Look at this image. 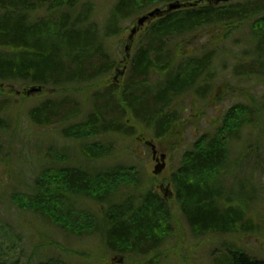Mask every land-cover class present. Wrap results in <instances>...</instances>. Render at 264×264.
<instances>
[{
	"label": "trees",
	"instance_id": "trees-1",
	"mask_svg": "<svg viewBox=\"0 0 264 264\" xmlns=\"http://www.w3.org/2000/svg\"><path fill=\"white\" fill-rule=\"evenodd\" d=\"M1 1L0 84L22 81L26 85L37 84L33 86L43 91L47 87L60 96L34 108L29 117L42 126L73 123L63 128L61 134L84 144L82 163L87 165L45 169L34 179L31 194H13L12 204L79 236L82 235L79 228L89 219L93 230L88 235L100 237L109 252L135 263L155 264L164 240L173 233L170 207L151 187H143L140 173L132 167L116 165L89 171L90 162L109 157L113 144L88 141L98 134L133 137L137 133L134 125L141 126L154 139L168 135L180 138L184 108L177 103L185 95L206 99L214 91L216 78V52L205 47L199 55L189 50L184 53L178 40L185 36L205 35L209 29L226 26L220 37L208 40L217 46L240 24L252 22L249 40L257 43V59L248 66V71L241 65L236 67V75L241 74L238 77L247 80L252 72L264 73V0L218 5L206 0H118L103 33L91 20L92 5L85 4L79 9L81 0ZM48 1L46 18L34 21L32 14L37 6ZM176 1L188 8L171 12L147 26L129 60L124 83L105 85L104 80L117 66L109 56L107 39L118 37L124 21L150 6ZM83 92L90 93L87 99L90 109L85 113L78 110L76 100ZM8 103L9 100L1 102L0 110H6ZM252 103V107L242 104L230 109L223 121L225 130L222 126L216 135L202 136L183 155L170 180L176 202L196 237L226 234L241 227L248 233L258 230L247 215V203L242 201L239 209L225 205L229 199L225 200L227 193L221 183V178L236 164L231 159L230 141L240 138L241 130L249 128L247 125L254 121V109L264 111ZM243 111L245 117L238 120ZM124 112L131 114L134 125L127 124ZM7 120L0 119V129L8 127ZM120 177L124 178V184L113 185ZM85 200L97 203L102 211L93 214L81 208V201ZM212 262L264 264L241 251L234 252L233 248L220 261L212 259ZM40 264L56 263L51 259Z\"/></svg>",
	"mask_w": 264,
	"mask_h": 264
},
{
	"label": "rangeland",
	"instance_id": "rangeland-1",
	"mask_svg": "<svg viewBox=\"0 0 264 264\" xmlns=\"http://www.w3.org/2000/svg\"><path fill=\"white\" fill-rule=\"evenodd\" d=\"M35 1L22 0L30 3ZM117 1L81 0L78 7L80 9L85 4L92 5L91 20L96 24L98 31L103 33ZM234 2L241 0H231L227 4ZM47 4H50V1L37 6L32 14L34 21L46 18ZM61 6L62 4L59 5ZM166 6L167 4L152 5L146 11L132 16L121 24L123 31L118 37L107 39L109 56L114 58L117 66L113 67V71L104 80L105 85L109 83L121 86L127 78L129 59L136 51L140 33L146 29L144 26L135 34L130 49L125 52V45L136 19L155 8L162 9ZM2 12L0 10V15ZM251 23L240 24L228 35L226 41L217 46L210 44L208 40L220 37L226 26L224 29L217 27L220 31L209 29L205 35L195 33L178 40L185 50L184 53L189 50L190 53L196 52L199 55L208 47L207 49H212L217 54L214 62L216 78L213 93L206 99L185 95L177 103H181L184 108L179 139L170 135L159 140L154 139L151 133L145 132L139 125H134L135 120L131 114L124 112L127 124L133 123L136 127L135 136L98 134L96 138L88 141L92 144H113L109 157L90 162L89 171L91 168L103 170L116 165L132 167L140 173L143 187H151L170 207L173 233L164 240V247L159 252V261H155V264H214L212 259L220 261L232 248L234 252L241 251L254 260L264 262V111L262 113L261 109H254V121L247 125L249 128L241 130L240 138L230 141L231 159L236 164L227 176L221 178L224 192L227 193L225 200L229 199L225 205L239 209L242 201L247 203V215L253 219V225L258 227L256 232L248 233L241 227L227 231L226 234L194 236L176 202L175 189L170 182L181 165L183 155L201 140L202 136L216 135L230 109H236L242 104L252 107V102L264 109V73L252 72L246 80L242 76L239 78L241 74L236 75L235 69L241 65L248 71V66L257 59V43L249 40ZM1 84L0 103L5 104L6 100H9V103L6 110H0V119L8 118V127L0 129V264H40L51 259L56 264H143L144 261L135 263L109 252L100 237L94 234L89 236L93 230L89 219L79 228L78 231L82 234L79 236L64 231L60 225L31 211L18 210L12 204L13 194H31L34 179L45 169L87 165L82 163L84 144L73 138L66 139L61 134L63 128L73 123L64 126L60 123L42 126L35 124L29 117L34 108L47 100H57L60 96L54 95L50 89L44 87L46 89L43 92L25 97L17 92L37 84L26 85L22 81ZM89 97L90 93L83 92L76 98L78 110L84 113L89 111ZM243 117L244 111L241 116L238 114V120ZM71 122L75 123L74 120ZM70 136L73 137L71 134ZM146 140L152 141L159 153L166 155L165 169L157 176L153 174L156 163L150 148L144 143ZM123 181L124 178L120 177L112 184L120 186L124 184ZM161 185L163 188H160ZM165 187L172 194L168 198L164 197ZM81 202L80 207L90 213L98 214L102 211V207L92 200Z\"/></svg>",
	"mask_w": 264,
	"mask_h": 264
},
{
	"label": "water",
	"instance_id": "water-1",
	"mask_svg": "<svg viewBox=\"0 0 264 264\" xmlns=\"http://www.w3.org/2000/svg\"><path fill=\"white\" fill-rule=\"evenodd\" d=\"M208 1L213 2L215 4H218L220 2H228L229 0H208ZM185 7H186L185 5H183L179 2L171 3L167 6V9L164 11H162L160 9H155V10L139 17L136 20L134 27L130 31V35L128 37V40L131 42L133 40V37L135 36V34L139 31V29L142 28L146 22L153 19L154 17L161 16L163 13H168V12L179 10V9L185 8ZM128 50H129V44L125 47V52H127ZM126 57L128 58V55H126ZM40 91H41L40 88H31L25 93L27 95H29V94H33V93L40 92ZM146 145L150 147L151 153H152V158L156 162V166L154 168L153 174L155 176H157L165 169L166 156H165V154H161L160 156H157L158 152H157L156 146L152 142H146Z\"/></svg>",
	"mask_w": 264,
	"mask_h": 264
},
{
	"label": "flooded vegetation",
	"instance_id": "flooded-vegetation-1",
	"mask_svg": "<svg viewBox=\"0 0 264 264\" xmlns=\"http://www.w3.org/2000/svg\"><path fill=\"white\" fill-rule=\"evenodd\" d=\"M163 186L161 185L160 188H162Z\"/></svg>",
	"mask_w": 264,
	"mask_h": 264
},
{
	"label": "bare ground",
	"instance_id": "bare-ground-1",
	"mask_svg": "<svg viewBox=\"0 0 264 264\" xmlns=\"http://www.w3.org/2000/svg\"><path fill=\"white\" fill-rule=\"evenodd\" d=\"M263 63H264V61H263Z\"/></svg>",
	"mask_w": 264,
	"mask_h": 264
}]
</instances>
